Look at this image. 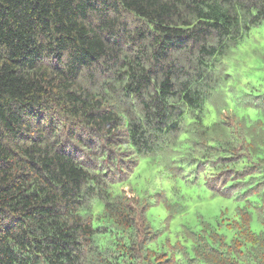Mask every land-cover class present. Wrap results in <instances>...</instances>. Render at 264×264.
Returning <instances> with one entry per match:
<instances>
[{"label":"trees","instance_id":"1","mask_svg":"<svg viewBox=\"0 0 264 264\" xmlns=\"http://www.w3.org/2000/svg\"><path fill=\"white\" fill-rule=\"evenodd\" d=\"M262 29L264 0H0V264H227L201 214L195 254L155 257L154 203L132 188L139 244L122 189L138 175L123 172L136 162L172 181L168 218L190 208L174 185L199 178L249 217L233 120L264 161V117L256 128L243 110L264 94L232 85L231 62Z\"/></svg>","mask_w":264,"mask_h":264},{"label":"rangeland","instance_id":"2","mask_svg":"<svg viewBox=\"0 0 264 264\" xmlns=\"http://www.w3.org/2000/svg\"><path fill=\"white\" fill-rule=\"evenodd\" d=\"M231 67L232 70L236 69V74L230 79V82L232 85L236 84L238 90L251 86L255 93L264 94L263 29L255 31L247 39L244 46L237 53L235 60L231 62ZM84 85L86 86V84ZM252 101L261 103L263 99L255 98ZM123 106L126 111H130L124 104ZM259 106L252 108L249 105L243 109L246 111L247 117L251 116L255 119L256 128L263 124L264 117V110H262L264 105L259 104ZM233 126L238 127L237 132L241 135L239 141V145L240 143L241 145L238 151L243 150L246 156L251 158L250 162H248L245 176L252 182V185L250 184L252 188L248 190V197L252 202L248 218L244 219L242 212L236 210V207H241L245 200H237L235 202L231 198L227 200L217 197L212 198L210 192L206 189L205 182L202 178L195 180V174L189 178L195 180L194 182L180 180L181 183L174 185L182 187L183 192L186 193V198L190 203L188 214L186 216L168 218L166 205L164 202L163 204L159 203L158 198H160V191L171 189L172 181L165 175L159 174L157 170L153 174L147 173L146 169L148 168L146 166L141 167L139 166L140 163L137 164L136 162L130 163V167L124 169L126 172H123V175L128 174L129 170L133 171V174L138 175L137 179L133 181L134 183L132 182V186L126 185L122 189L127 197L126 205L131 209L129 220L131 223H135L140 231L138 236L139 244L145 243L146 237L150 234L144 223L146 221L144 211L136 202L132 188L136 191L138 197L143 199L144 196H150V201L154 203L149 210V220L152 229L158 231L156 232L155 242L152 244V249L157 253L155 257L176 252L179 260L180 256L195 254V250H193L191 245L197 240H195L193 235L208 236L205 230V224L207 223L209 225L213 224L217 229L214 236L207 237L208 243L225 254L227 264H264V193H262L264 189V161L255 155H251L253 152L251 153L248 150L249 143L244 141L247 130L246 124L233 120ZM129 154L130 152L126 154L127 157ZM238 177L242 178L243 175ZM257 182H260V184ZM186 189H188V192L185 191ZM198 214L203 215L207 220L198 218ZM204 220L206 221L205 224L203 223ZM180 246H188V248L185 250L182 248L177 249ZM138 251L140 252V250ZM200 252L202 253L203 250L200 249ZM140 255L144 257L141 252ZM187 259L188 257L184 261L186 262ZM163 260H166V257L159 259L160 262ZM203 262L206 264H222L219 259Z\"/></svg>","mask_w":264,"mask_h":264}]
</instances>
